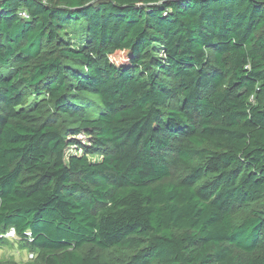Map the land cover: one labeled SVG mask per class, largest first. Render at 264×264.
Here are the masks:
<instances>
[{"label":"trees","instance_id":"obj_1","mask_svg":"<svg viewBox=\"0 0 264 264\" xmlns=\"http://www.w3.org/2000/svg\"><path fill=\"white\" fill-rule=\"evenodd\" d=\"M12 228L29 264H264V0H0Z\"/></svg>","mask_w":264,"mask_h":264},{"label":"rangeland","instance_id":"obj_2","mask_svg":"<svg viewBox=\"0 0 264 264\" xmlns=\"http://www.w3.org/2000/svg\"><path fill=\"white\" fill-rule=\"evenodd\" d=\"M121 55L119 54L118 57ZM122 58V57H120ZM121 62H125L124 59H121ZM78 144L84 145L86 148L79 147L76 149L75 147L70 148L69 151L82 155L88 149H91L90 139L87 136L79 135L76 137ZM101 154H92L88 153V156L91 160H99ZM3 239L0 241V264H29V254L30 248L26 247L24 241H20L19 239H14L11 237H7L5 235H0Z\"/></svg>","mask_w":264,"mask_h":264},{"label":"built area","instance_id":"obj_3","mask_svg":"<svg viewBox=\"0 0 264 264\" xmlns=\"http://www.w3.org/2000/svg\"><path fill=\"white\" fill-rule=\"evenodd\" d=\"M22 16L24 17H27V14L26 13H22ZM5 236H7L8 238L11 237V238H14V239H18V236L16 234V231L15 229H10L6 234ZM27 236L32 240V234L31 233H27ZM34 258V253H30L29 254V260H32Z\"/></svg>","mask_w":264,"mask_h":264}]
</instances>
